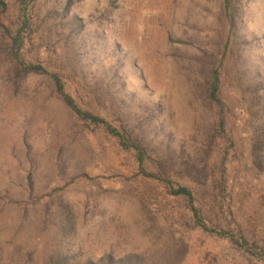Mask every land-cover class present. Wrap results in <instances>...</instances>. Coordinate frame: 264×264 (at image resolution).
<instances>
[{"label": "rangeland", "instance_id": "rangeland-1", "mask_svg": "<svg viewBox=\"0 0 264 264\" xmlns=\"http://www.w3.org/2000/svg\"><path fill=\"white\" fill-rule=\"evenodd\" d=\"M2 1L0 264H264V0H35L20 53L45 74L14 61L21 3Z\"/></svg>", "mask_w": 264, "mask_h": 264}, {"label": "trees", "instance_id": "trees-1", "mask_svg": "<svg viewBox=\"0 0 264 264\" xmlns=\"http://www.w3.org/2000/svg\"><path fill=\"white\" fill-rule=\"evenodd\" d=\"M34 1L35 0H20L21 6L19 9L22 14L23 22H22L21 28L17 31V33L15 35H12L13 50H14L13 59L17 63L18 67L21 70H23L25 73L45 74L47 73V70L43 65L35 64V63H26L22 59L21 53H20L21 48H23L24 46L25 34H26L25 32H28V30L30 29V18H29L28 11H29L30 5ZM0 4L2 6H5V3L2 0H0ZM5 31L7 33L9 32L8 29H5ZM51 78L55 85L56 92L59 94L61 99L65 102V104L76 114L77 117H79L81 120L85 121L86 123L94 124L96 126H104L107 132L111 134L112 136H114L115 138H117L120 144L124 148L136 150L138 159L140 162L141 172L145 176L152 177L162 183H165L171 195L181 196L187 200L188 206L193 214L194 222L199 228L215 236L228 237L232 239L234 242H236L241 248L244 247L245 242H241L235 239L233 234H230L229 232H226L225 230L210 226L205 221V218L203 217L201 210L196 205L193 192L190 188L186 186H180V185L177 186L173 184L172 181H170V179H167L163 175L147 172L144 167L145 166V160H144L145 153L139 144L131 142L125 133H123L117 127L112 125L106 119L79 107L76 104L74 98L66 91L63 81L57 74H51ZM219 81H220L219 75L217 71H215L214 80L212 82L211 89H210V97L215 103H217L220 106L221 100L218 97V91H219V85H220ZM54 264H63V262L58 261Z\"/></svg>", "mask_w": 264, "mask_h": 264}]
</instances>
